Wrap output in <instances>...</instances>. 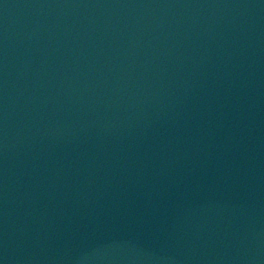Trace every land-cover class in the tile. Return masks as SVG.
Returning <instances> with one entry per match:
<instances>
[{
    "label": "water",
    "instance_id": "95a60500",
    "mask_svg": "<svg viewBox=\"0 0 264 264\" xmlns=\"http://www.w3.org/2000/svg\"><path fill=\"white\" fill-rule=\"evenodd\" d=\"M0 264H264V0H0Z\"/></svg>",
    "mask_w": 264,
    "mask_h": 264
}]
</instances>
